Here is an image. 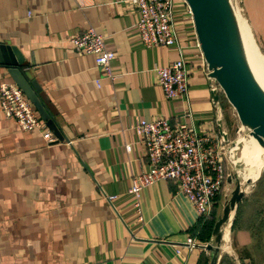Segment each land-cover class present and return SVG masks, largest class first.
<instances>
[{"label": "crops", "instance_id": "1", "mask_svg": "<svg viewBox=\"0 0 264 264\" xmlns=\"http://www.w3.org/2000/svg\"><path fill=\"white\" fill-rule=\"evenodd\" d=\"M173 5L181 51L146 48L129 0H0V43L22 54L62 131V140L46 143L0 112V264L208 263L204 247L213 226L177 184L162 181L143 190L142 222L129 193L133 178L148 170L137 121L163 119L212 140L236 138L232 108L224 98L219 110L212 103L189 10L183 0ZM237 5L264 52V0ZM88 28L114 54L113 81L94 56L67 43ZM180 53L188 96L166 100L154 68ZM2 83L15 85L0 66ZM228 192L225 183L213 204L217 216ZM189 240L195 248H186ZM217 264H264V170L232 215L229 248H221Z\"/></svg>", "mask_w": 264, "mask_h": 264}, {"label": "built area", "instance_id": "2", "mask_svg": "<svg viewBox=\"0 0 264 264\" xmlns=\"http://www.w3.org/2000/svg\"><path fill=\"white\" fill-rule=\"evenodd\" d=\"M129 1L138 10L137 29L146 48L176 47L181 51L173 22V0ZM67 43L76 52L94 56L95 65L102 75L111 81L115 79L111 70L114 54L106 49L104 37L95 29L88 28ZM180 56L166 67L154 68L166 100L186 99L188 96V70L181 53ZM203 72L207 73L205 68ZM95 84L99 87L98 80ZM210 90L218 92L219 105L215 109L219 110L223 94L215 83L211 84ZM0 112L6 118L13 119L22 132H37L46 143L57 141L16 85L0 84ZM135 130L148 159V170L133 178L129 190L133 196L132 206L137 220L143 221L141 193L162 181L177 184L197 215L205 220L210 219L213 204L220 196L231 171L229 155L235 148L238 135L246 137L245 131L238 125L234 141L219 138L212 140L198 135L183 124L173 127L168 120L163 119L139 120ZM126 151H131L130 145L126 146ZM221 158L229 164V170ZM115 199L114 195L106 198L109 203ZM185 246L188 249L196 247L193 240L186 242Z\"/></svg>", "mask_w": 264, "mask_h": 264}, {"label": "water", "instance_id": "3", "mask_svg": "<svg viewBox=\"0 0 264 264\" xmlns=\"http://www.w3.org/2000/svg\"><path fill=\"white\" fill-rule=\"evenodd\" d=\"M183 2L191 16L195 37L206 66L209 87L212 83L218 86L234 111L240 128L245 131L246 137L253 138L259 147L264 149V90L250 66L233 1L183 0ZM24 61L16 47L0 43V66L23 92L41 121L57 137L58 142L62 140L61 128L53 110L42 95L41 86L33 77V72L26 68ZM210 95L216 108L219 105L217 90H210ZM254 183L248 181L241 183L238 170L231 169L226 179L228 195L213 225L210 241L204 247L210 255L207 264H217L224 234L227 228H230L232 215L246 194L245 187L251 190Z\"/></svg>", "mask_w": 264, "mask_h": 264}, {"label": "bare ground", "instance_id": "4", "mask_svg": "<svg viewBox=\"0 0 264 264\" xmlns=\"http://www.w3.org/2000/svg\"><path fill=\"white\" fill-rule=\"evenodd\" d=\"M241 33L244 37V33L242 30ZM245 48L255 78L264 90V56L261 54L258 46L254 42H252L251 52L248 50L246 45ZM238 154L240 156L235 160V155ZM263 154L264 149L260 148L253 138L249 136L243 137L242 135H238L235 143V148H233L231 154L229 155V163L231 169L236 168L238 170V176L241 180V183L245 181L254 183L258 179L261 171L264 169V161L261 157ZM243 159L245 161L247 160V162L246 165H244L243 170L241 171L240 162ZM244 191L245 193H248L250 190L248 189V187H245ZM228 243L229 228H227V230L225 231L221 248H226Z\"/></svg>", "mask_w": 264, "mask_h": 264}, {"label": "rangeland", "instance_id": "5", "mask_svg": "<svg viewBox=\"0 0 264 264\" xmlns=\"http://www.w3.org/2000/svg\"><path fill=\"white\" fill-rule=\"evenodd\" d=\"M232 1H233V4H234V7L236 9V14H237V18H238V21H239L240 29L244 33V37H243L244 43H245L246 47L248 48V50L251 52V50H252V42H254L256 45L258 43L255 42V40L253 38L252 32H251L250 27H249V25H248V23H247V21L245 19L244 13L242 15L241 12H240V9H239V7L237 5V0H232ZM173 6H174L173 7V11H176L175 10L176 9V5H173ZM258 48H259V46H258ZM259 50H260V48H259ZM260 52L264 56V52H262L261 50H260ZM221 99H223V97H221ZM261 157H262V159L264 161V154ZM246 162H247V160L245 161L244 159L240 162L241 171L243 170L244 165H246ZM240 174H241V172H240ZM239 180H240V178H239ZM243 184H244V182H243ZM228 248H229V243L227 245V249Z\"/></svg>", "mask_w": 264, "mask_h": 264}, {"label": "trees", "instance_id": "6", "mask_svg": "<svg viewBox=\"0 0 264 264\" xmlns=\"http://www.w3.org/2000/svg\"><path fill=\"white\" fill-rule=\"evenodd\" d=\"M216 217H217V214L214 213V211H213V213H212V215H211V218H210V223H208V224H211V227H212L213 224L215 223ZM206 226H208V225H206Z\"/></svg>", "mask_w": 264, "mask_h": 264}]
</instances>
